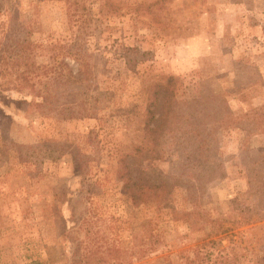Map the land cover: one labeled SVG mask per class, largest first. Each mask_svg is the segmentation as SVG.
Masks as SVG:
<instances>
[{
  "label": "rangeland",
  "instance_id": "374dc122",
  "mask_svg": "<svg viewBox=\"0 0 264 264\" xmlns=\"http://www.w3.org/2000/svg\"><path fill=\"white\" fill-rule=\"evenodd\" d=\"M120 1L145 6L92 0L78 20L0 0L8 50H35L0 65V264H264V121L246 116L264 106V0ZM193 98L234 117L202 158L176 130L215 123Z\"/></svg>",
  "mask_w": 264,
  "mask_h": 264
},
{
  "label": "trees",
  "instance_id": "16d2710c",
  "mask_svg": "<svg viewBox=\"0 0 264 264\" xmlns=\"http://www.w3.org/2000/svg\"><path fill=\"white\" fill-rule=\"evenodd\" d=\"M67 4L68 9V15L71 19H78L82 20L81 17H83V14H85L86 9L90 7L89 3L92 2V0H64ZM102 4H100L101 8L104 7L111 8L113 12L116 13H124L127 10H134L137 11L141 7L145 6L144 4H136V5H130L128 8L123 9L122 3L120 0H100ZM88 13L89 8L87 9ZM87 15V16H89ZM11 20V18H10ZM10 21H8V24L6 25V22L3 23V26H6L5 33L7 32V26H9ZM13 27H17V25H12ZM24 29V30H23ZM23 29H21V32H25L26 34H29L30 30L27 26H25ZM3 38H0V65L3 61L6 59V52L8 50L7 44H5ZM10 58L13 57H19L22 56L23 58L29 59L31 55H34L35 50L33 48V42L28 38V35H24L23 38H15L12 40L11 43V50L9 51ZM169 84V80L166 81L165 84L162 82H157L156 85H158L160 88L154 92L152 95V100L149 102V105L147 107V120H146V127H148V131L155 130V127H152L151 124L154 123L153 121L156 118V109L153 107V105L157 104L159 92L161 91V87H166ZM214 98V97H213ZM215 100V99H214ZM200 101L198 99L193 98L190 101L184 102L181 104V107L187 104L189 110L194 111L197 113V115L202 112L203 115L208 118L209 116L213 115L215 116L216 120L214 122H210V124H207L205 119H200L198 124L195 122L190 124H180L176 126V130L180 129L183 134H186L188 138L193 139L194 147L196 150V153L198 154L199 158H202L204 155L208 156L209 151L211 150V140H212V134L216 131L218 127H222L226 125L232 118V113L230 111V108L228 105L223 106V108L220 109L221 113L217 114V111H214L213 107H210V111L205 109H198L197 104ZM172 110L168 111V115L172 112L174 115L177 114L179 110L180 103H173ZM214 111V112H213ZM252 117V123H254L257 127H261L262 123L264 121V106H261L254 110V113L250 112L246 114V116ZM170 117V116H167ZM196 143V144H195ZM142 148V145L136 146L134 148L135 151H139ZM127 155L122 158L121 165L127 164ZM253 164L256 168L261 169L264 172V148L262 151L258 153V155L254 156ZM129 180H132L131 177H129ZM133 185H138L137 183L133 182ZM259 195L262 197L261 199L264 200V176L263 180L260 182V184L257 186ZM252 192V190L250 191ZM34 264H42L41 262H34Z\"/></svg>",
  "mask_w": 264,
  "mask_h": 264
}]
</instances>
